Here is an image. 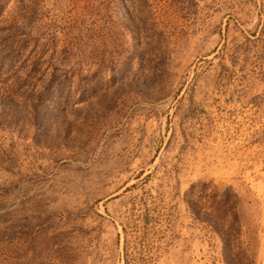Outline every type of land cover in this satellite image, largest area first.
I'll return each instance as SVG.
<instances>
[{
    "label": "rangeland",
    "instance_id": "1",
    "mask_svg": "<svg viewBox=\"0 0 264 264\" xmlns=\"http://www.w3.org/2000/svg\"><path fill=\"white\" fill-rule=\"evenodd\" d=\"M0 264H264V0H0Z\"/></svg>",
    "mask_w": 264,
    "mask_h": 264
}]
</instances>
